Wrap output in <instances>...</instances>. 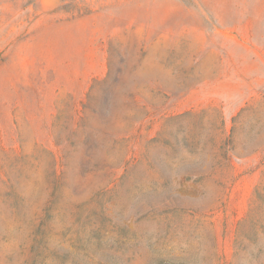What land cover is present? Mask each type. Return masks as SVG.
<instances>
[{"label": "rangeland", "instance_id": "374dc122", "mask_svg": "<svg viewBox=\"0 0 264 264\" xmlns=\"http://www.w3.org/2000/svg\"><path fill=\"white\" fill-rule=\"evenodd\" d=\"M0 264H264V0H0Z\"/></svg>", "mask_w": 264, "mask_h": 264}]
</instances>
